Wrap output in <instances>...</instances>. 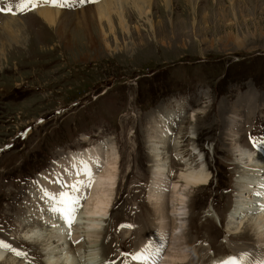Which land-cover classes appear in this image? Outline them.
<instances>
[{
    "label": "rangeland",
    "instance_id": "374dc122",
    "mask_svg": "<svg viewBox=\"0 0 264 264\" xmlns=\"http://www.w3.org/2000/svg\"><path fill=\"white\" fill-rule=\"evenodd\" d=\"M106 1L50 5L61 11L50 25L35 11L49 8L45 4L20 13V0H4L15 14L0 12V236L14 233L25 219V206L34 204L33 184L44 173L58 175V160L115 137L120 150L129 151L121 152L127 163L121 166L115 213L104 224L101 253L107 264H124L125 254L136 248L139 211L145 219L153 213L140 138L153 116L166 119L173 112L177 116L166 121L183 126L182 153L199 168L191 149L196 137L189 134L197 123L195 142L212 175L208 185L192 189L196 232L188 227L190 237L201 234L192 251L199 250L208 264L231 251L225 221L235 203L238 170L222 130L239 113V143L247 149L264 143V0H126L125 22L116 7L99 13L95 4ZM134 3L151 7L139 16ZM112 5L118 6L115 0ZM194 110L197 122L189 117ZM133 134L140 136L143 164L131 173L133 148L125 141ZM182 168L173 156L172 176L178 178ZM123 223L134 230L126 233Z\"/></svg>",
    "mask_w": 264,
    "mask_h": 264
},
{
    "label": "bare ground",
    "instance_id": "6f19581e",
    "mask_svg": "<svg viewBox=\"0 0 264 264\" xmlns=\"http://www.w3.org/2000/svg\"><path fill=\"white\" fill-rule=\"evenodd\" d=\"M112 1L95 5H98L100 14L116 7L122 21L125 22L123 1L126 0H115L118 6H113ZM45 6L49 8L36 9L35 11L44 23L53 25L57 17L61 15V11L58 10L59 8L57 10L56 8L50 9L48 4ZM135 7L139 16H143L148 13L151 5L139 6L136 4ZM197 111H191L189 114L191 120H196V122L200 118ZM174 116L177 114L173 112H170L166 119L162 115L153 116L150 126L144 128L143 137H136L133 134L129 141H125L129 146L127 148H133L128 156L130 162L128 168H131V173L135 168L138 169L139 162L143 164L140 160L143 158L142 154L138 152L136 144L141 141L145 144L143 160L146 161L144 166L148 169L145 168L144 171L150 175L148 202L153 213L151 217L145 219L141 216L142 211H139L135 224L138 232L134 243L136 248L133 249L134 252L124 256L125 260L122 261L124 264H144V262L132 260L131 256L140 252L149 243L153 246V252L147 264H203L201 262L203 256L201 258V255H198L200 254L199 250L194 251L193 249L194 252L192 251V246L201 238V234L193 237L196 229L192 223L193 215L190 214L192 210L190 197L193 187L208 185L212 175L207 166L208 163L205 161L206 155L202 153L198 143L195 142L200 130L198 126L196 127L197 123L190 128L189 134L196 137H193L191 149L193 154L199 158L195 157L197 158L196 162L198 161L197 163L200 165L199 168L195 165L196 163L190 161L182 153L183 139L186 135L183 126L178 125L179 127L175 128L176 122L168 124L166 121L173 119ZM239 118L240 114L235 113L227 125L228 127L226 129L224 127L222 130V141L232 153L234 166L238 170V177L235 181V203L226 215L225 221L227 230L225 231L229 233L228 238L231 236V241L229 239L226 246L231 251L222 256L214 255L215 257L208 264H220V261L229 257L243 260L244 264H254L255 261L264 260V143L259 140L260 142L254 145V150L243 147L244 145L239 143L240 130L237 123ZM138 138L141 139L140 142ZM128 151H121L115 137H110L99 146L83 152H68L65 155H69V158L63 156L64 158L58 160V163L54 164L58 175H52L51 172L44 173L43 177L38 178V185L35 187L33 184L31 192L34 193L31 198L34 204L25 206L27 212L25 219L18 222L19 225L15 227L14 233L0 236V241L10 244L13 249L26 255L17 256L13 251L0 249V264H30L29 256H35L37 259L40 257L41 260H38L37 264H107L104 261L106 257L101 253L105 245L106 227L104 224L115 213L112 211L115 201H117L116 194L120 189H118V183L121 166L123 160L124 164L126 162L123 156L124 153L128 155ZM173 156L183 164V168L177 174L178 178L172 176ZM85 167L90 171V175L83 173ZM64 171L68 173L64 175ZM76 173H80V175H76ZM141 174L143 175V172ZM77 179L83 181V185L76 193L80 197V204L75 214V223L69 230L63 220L51 213V202L44 196V191H59L60 184L54 183V181L72 182ZM15 196L18 197V195ZM135 208L137 209V207ZM212 209L221 219L222 211L218 213L214 206ZM206 216H210L208 220L215 226L212 213L208 212ZM190 224L193 226L191 237L188 230ZM122 225L126 233L135 228L129 224L123 223ZM69 231L71 238L68 235ZM148 231L151 233L150 238L147 237ZM237 239L246 241L250 239L251 243L245 245L241 241H236ZM20 243L24 245L25 250L20 247ZM201 246L200 248H203ZM203 249L209 250L207 247ZM245 254H248L247 258H245Z\"/></svg>",
    "mask_w": 264,
    "mask_h": 264
},
{
    "label": "snow or ice",
    "instance_id": "6c2138e0",
    "mask_svg": "<svg viewBox=\"0 0 264 264\" xmlns=\"http://www.w3.org/2000/svg\"><path fill=\"white\" fill-rule=\"evenodd\" d=\"M41 3L51 4L52 6L57 7H65L67 6L68 0H20L16 7L19 9L20 13H24L28 10H35V8L39 7ZM5 11L15 14L11 5L7 6L6 8L0 7V12ZM83 173L85 175H90V171L86 167L83 169ZM76 175H80V173H76ZM54 183L60 184V190L56 192H49L45 190L44 196L51 202V213L63 220L70 230L75 223V214L80 204V197L76 195V193L80 191L83 181L77 179L72 182L54 181ZM257 195H260V193H257ZM68 235L69 238H71L70 231ZM0 249L13 251L17 256L26 255L25 253L16 251L10 244L4 241H0ZM152 252L153 246L151 243H149L145 245L144 249H142L140 252L132 255L131 259L147 264V262L151 259ZM247 257L248 254H245V258ZM220 264H244V261L238 260L236 257H229L220 261ZM254 264H264V260L255 261Z\"/></svg>",
    "mask_w": 264,
    "mask_h": 264
}]
</instances>
